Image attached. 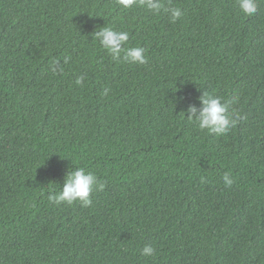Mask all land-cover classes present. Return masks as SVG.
I'll use <instances>...</instances> for the list:
<instances>
[{"label":"trees","instance_id":"16d2710c","mask_svg":"<svg viewBox=\"0 0 264 264\" xmlns=\"http://www.w3.org/2000/svg\"><path fill=\"white\" fill-rule=\"evenodd\" d=\"M163 3L180 18L0 0V264H264V0L251 17L236 0ZM104 26L147 63L114 61ZM203 92L240 117L226 135L185 116ZM69 168L104 183L90 206L48 201Z\"/></svg>","mask_w":264,"mask_h":264},{"label":"clouds","instance_id":"9594fccd","mask_svg":"<svg viewBox=\"0 0 264 264\" xmlns=\"http://www.w3.org/2000/svg\"><path fill=\"white\" fill-rule=\"evenodd\" d=\"M138 0H117L120 7L124 9L131 8L137 4ZM237 7L246 16H253L258 11V0H236ZM139 5L146 8L152 13H160L163 11L167 14L172 22L178 20L182 14L179 7L171 5L166 6L163 0H139ZM99 45L106 50L114 61H123L131 64H145L147 59L145 49L142 47L128 46L129 34L127 31L116 30L112 26H104L95 31L93 34ZM68 58H65V63ZM59 61H53L51 70L57 71ZM60 71L63 68L60 67ZM83 77L79 76L76 79V84H81ZM109 92L108 88L104 89V95ZM202 105L199 110L194 105L186 109L185 116L187 119L194 122L199 130L215 133L217 135H226L232 128L236 127L240 117L230 116L228 114V104L221 97L211 93L203 92L198 98ZM226 186H231L233 180L229 173H225L222 177ZM104 183L98 181L96 175L90 171L86 172L84 168H75V170H67L64 177L63 186L59 191H51L47 195L50 203L59 205L61 203L72 204L76 201L81 202L83 206L92 204L91 194L94 190L102 191ZM155 249L151 245H145L141 249L142 256H152Z\"/></svg>","mask_w":264,"mask_h":264}]
</instances>
